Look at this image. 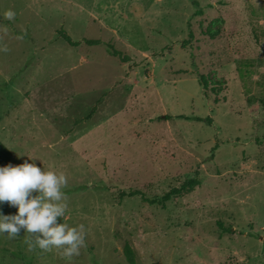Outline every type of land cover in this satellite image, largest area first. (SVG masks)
Wrapping results in <instances>:
<instances>
[{
  "label": "rangeland",
  "instance_id": "obj_1",
  "mask_svg": "<svg viewBox=\"0 0 264 264\" xmlns=\"http://www.w3.org/2000/svg\"><path fill=\"white\" fill-rule=\"evenodd\" d=\"M263 135L264 0H0V139L64 172L85 230L70 257L0 234V264H130L126 242L135 264H264ZM196 170L165 205L119 198Z\"/></svg>",
  "mask_w": 264,
  "mask_h": 264
},
{
  "label": "clouds",
  "instance_id": "obj_2",
  "mask_svg": "<svg viewBox=\"0 0 264 264\" xmlns=\"http://www.w3.org/2000/svg\"><path fill=\"white\" fill-rule=\"evenodd\" d=\"M14 15L12 9L3 12L8 19ZM27 156L21 163L0 165V234L14 237L23 229L32 236L26 238L29 249L55 248L66 257L79 254L85 244L84 225H69L63 219L67 207L62 190L66 175L54 168L40 167L37 158ZM4 202L15 206L16 212L4 213Z\"/></svg>",
  "mask_w": 264,
  "mask_h": 264
},
{
  "label": "trees",
  "instance_id": "obj_3",
  "mask_svg": "<svg viewBox=\"0 0 264 264\" xmlns=\"http://www.w3.org/2000/svg\"><path fill=\"white\" fill-rule=\"evenodd\" d=\"M58 33L71 45H77L79 43L78 40H74L70 36V34H68L63 29H59ZM84 41L86 43H100L101 42V40L98 38H85ZM107 48L112 54L119 56V58L122 60H127L130 58V56L127 53H124L122 50L116 48L111 42L107 43ZM95 110H96V104L91 108L90 112L85 116V119L90 118L92 114L95 112ZM179 116L180 117L184 116L186 118L202 119V117H199V116H190V115H179ZM170 117H172V115H169V114H166L164 116L163 115L157 116V118L160 120L164 118L168 119ZM207 120H209L210 122L211 117L209 116ZM263 139H264V135H263ZM12 156L13 154L10 148L0 139V165L11 161ZM200 182L201 181L198 176V171L196 170L193 176L184 179L178 185H174L170 187L168 190H166L161 195L149 196V195H146L141 189H131L129 191L122 190L119 193V198H122L126 195L132 196V195L139 194L141 195L143 199L149 201L150 203H160L161 205H165L166 202L170 200L171 198L175 196H180V195H183V194H186L192 191L197 185L200 184ZM123 252L125 254L127 261L130 264H135L136 260H135L134 249L128 242L124 244Z\"/></svg>",
  "mask_w": 264,
  "mask_h": 264
}]
</instances>
